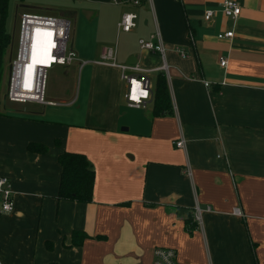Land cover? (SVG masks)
Instances as JSON below:
<instances>
[{
  "label": "crops",
  "instance_id": "1",
  "mask_svg": "<svg viewBox=\"0 0 264 264\" xmlns=\"http://www.w3.org/2000/svg\"><path fill=\"white\" fill-rule=\"evenodd\" d=\"M11 1L37 14L56 0ZM221 1L80 0L61 12L87 25L74 48L93 63L82 76L85 113L57 122L0 109V176L13 192V209L0 212V264H151L155 247L174 249L177 264H264V0H234L233 20ZM130 10L136 27L118 31ZM226 31L231 38H216ZM139 39L160 42L163 54ZM112 45L117 63L147 70L151 91L165 75L169 112L153 116L152 96L126 103L119 69L98 63ZM29 142L46 152H29ZM63 151L91 164L90 201L57 198ZM74 231L86 235L80 244Z\"/></svg>",
  "mask_w": 264,
  "mask_h": 264
},
{
  "label": "built area",
  "instance_id": "2",
  "mask_svg": "<svg viewBox=\"0 0 264 264\" xmlns=\"http://www.w3.org/2000/svg\"><path fill=\"white\" fill-rule=\"evenodd\" d=\"M80 1V0H71ZM146 0H128L137 7ZM221 13L235 19L240 13V6L234 0H223L220 3ZM214 15L213 9H206L203 18L210 19ZM137 13L125 11L122 13L117 30L130 32L136 27ZM69 20L62 16H46L28 12L19 14L18 37L16 42V52L11 60L8 72L7 90L5 98L14 103H37L54 104L44 98L45 78L48 69L53 65L69 63L76 57L75 51L67 49L69 35ZM233 35L232 31L218 33L217 39H228ZM41 47L38 50L37 58L41 62L31 63V49L33 41L40 39ZM141 48L151 52L163 54V47L160 42L138 40ZM49 58L46 63L45 60ZM98 63L115 67L120 71V79L124 83V99L129 106L139 107L143 102L152 96L149 79L145 76L146 69L134 64L117 63L115 60V48L106 47L101 53ZM220 66L226 65V59L220 58ZM165 65L162 66V69ZM204 85H208L204 82ZM177 147L181 146V140L176 141ZM13 209V192L8 178L0 176V212H10ZM208 210V208H207ZM233 213L243 216L239 208H235ZM194 219L199 221L201 210L194 208ZM151 264H177L174 249L165 247H155L152 252Z\"/></svg>",
  "mask_w": 264,
  "mask_h": 264
},
{
  "label": "rangeland",
  "instance_id": "3",
  "mask_svg": "<svg viewBox=\"0 0 264 264\" xmlns=\"http://www.w3.org/2000/svg\"><path fill=\"white\" fill-rule=\"evenodd\" d=\"M73 2L74 1L71 0H56L51 4H40L38 7L44 10L37 14L46 16H62V11L72 10L73 7L70 5H73ZM19 14L20 11L13 7V2L11 1L10 6H8L7 17L4 24L5 32L9 36V43L4 49L0 63V109L5 107L8 111H10V108L36 110V112L42 114V116L57 122H73L75 120H82L85 113V86L82 76H84L87 67L89 65H93V63L88 62L86 64H82L83 59H80L77 56L69 63L53 65L47 71L44 98L45 100H55L56 103H14L5 98L9 65L16 52ZM68 19L70 21V25L67 49H72L74 51L76 44L78 45L80 41V29L87 27V25H85V21L82 17H80L79 20L77 19V21L76 18L74 19L72 17H68ZM83 37L84 36H81V39ZM82 42H85V40ZM111 47L114 48L113 45ZM78 93L79 100H76Z\"/></svg>",
  "mask_w": 264,
  "mask_h": 264
},
{
  "label": "trees",
  "instance_id": "4",
  "mask_svg": "<svg viewBox=\"0 0 264 264\" xmlns=\"http://www.w3.org/2000/svg\"><path fill=\"white\" fill-rule=\"evenodd\" d=\"M8 1L0 0V63L5 47L9 43V36L5 32L4 24L8 12ZM152 115L158 116L170 111V99L167 89L165 75L159 72L156 75L154 90L152 91ZM8 113L7 111L1 112ZM27 150L32 153H44L46 145L42 143L29 142ZM60 176L58 183L57 198L69 199L80 202H88L92 197L94 170L82 153L63 151L58 155ZM86 237L83 232L72 233L71 244H80ZM51 247V243H47ZM43 264H56L54 262Z\"/></svg>",
  "mask_w": 264,
  "mask_h": 264
},
{
  "label": "bare ground",
  "instance_id": "5",
  "mask_svg": "<svg viewBox=\"0 0 264 264\" xmlns=\"http://www.w3.org/2000/svg\"><path fill=\"white\" fill-rule=\"evenodd\" d=\"M42 40V38H40V39H35L34 41H33V46H32V49H31V53H32V56H31V63L33 64L34 62H37V63H39V62H41V60H39L38 58H37V53H38V50L40 49V47H41V45L42 44H40V41ZM47 61H49V58H47L46 60H45V62L44 63H46ZM53 101V100H52Z\"/></svg>",
  "mask_w": 264,
  "mask_h": 264
}]
</instances>
